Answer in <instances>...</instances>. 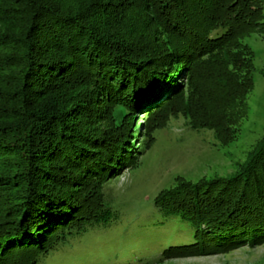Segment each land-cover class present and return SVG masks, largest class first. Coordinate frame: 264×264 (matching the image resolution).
Instances as JSON below:
<instances>
[{"label":"trees","instance_id":"1","mask_svg":"<svg viewBox=\"0 0 264 264\" xmlns=\"http://www.w3.org/2000/svg\"><path fill=\"white\" fill-rule=\"evenodd\" d=\"M263 3L0 0V264H39L68 235L110 216L77 193L90 177L125 166L130 150L98 125L102 106L122 101L125 90L145 96L134 100L145 108L168 69L231 46L224 55L233 70L215 87L232 92V130L252 85L253 52L238 41L264 30ZM133 85L141 89L131 93ZM173 193L155 196L154 206L189 221L196 239L175 249L204 246L203 219L226 209L219 221H232V234H264V136L230 175ZM84 208L92 211L82 217Z\"/></svg>","mask_w":264,"mask_h":264},{"label":"rangeland","instance_id":"2","mask_svg":"<svg viewBox=\"0 0 264 264\" xmlns=\"http://www.w3.org/2000/svg\"><path fill=\"white\" fill-rule=\"evenodd\" d=\"M238 43L253 52L252 85L234 108L233 131L227 128L235 114L227 106L232 92L215 87L224 70H233L224 55L234 51L231 46L185 62L180 72L168 69L162 91L155 95L148 90L145 108L136 107L135 101L146 97L131 98L128 90L122 101L102 106L101 131L130 151L123 154L126 163L117 174L96 181L90 177L77 194L86 205L96 203L104 219L110 216L68 235L39 264H264V234H232V221H219L228 209L203 219L202 227L209 231L204 246L175 249L196 240L195 228L154 206L157 195L174 199L173 192L181 188L230 175L264 136V30ZM137 89L141 86L133 85L130 92ZM89 211L84 208L82 217Z\"/></svg>","mask_w":264,"mask_h":264}]
</instances>
